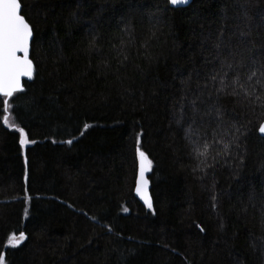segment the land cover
Returning a JSON list of instances; mask_svg holds the SVG:
<instances>
[{
    "label": "trees",
    "instance_id": "16d2710c",
    "mask_svg": "<svg viewBox=\"0 0 264 264\" xmlns=\"http://www.w3.org/2000/svg\"><path fill=\"white\" fill-rule=\"evenodd\" d=\"M20 2L34 74L0 97L3 264H264V88L202 93L221 32L264 58V0Z\"/></svg>",
    "mask_w": 264,
    "mask_h": 264
},
{
    "label": "snow or ice",
    "instance_id": "6c2138e0",
    "mask_svg": "<svg viewBox=\"0 0 264 264\" xmlns=\"http://www.w3.org/2000/svg\"><path fill=\"white\" fill-rule=\"evenodd\" d=\"M189 2V0H168V3L172 6H182ZM21 2L20 0H0V95L5 97L4 111L8 112L9 103L8 99L16 92L23 91L21 85V78H32L33 75V62L29 58L30 45L33 40V28L29 21L25 18V15L21 14ZM240 37H250V32H240ZM224 33L217 37V42L213 44V48L216 49L213 59L219 64L218 68L205 76V84L203 85V91L216 93L219 95H231L233 97L247 98L255 91L254 86L260 84L264 88V58L256 59V53L252 48L246 47L247 43L251 41L238 40V45H245L243 51L239 49L233 50L231 45L233 41L229 38L228 43H225L223 39ZM212 55V53H210ZM211 63V61H206ZM199 75V74H198ZM203 103V101H201ZM196 101H192L193 111ZM219 114V109H216ZM8 117L5 116V123H7ZM89 125H85V128ZM20 132L19 143L21 147L26 144L25 133L23 128L17 129ZM259 132L264 134V124L259 126ZM231 131V129H229ZM239 132V129H236ZM223 139V137H221ZM239 139L233 133V143ZM68 144L72 143V140L67 141ZM239 147V145H236ZM213 143L207 139L203 142V151H199L200 156L207 155L210 149H212ZM229 145L224 144V150L228 149ZM137 153L140 159V174L137 180V193L144 199L145 204L152 208L150 198L146 194V188L148 180L145 178V172L151 170L152 161L144 154V152L137 149ZM217 152V155H220ZM215 159V157H213ZM215 200V196L212 197ZM213 204V208H215ZM203 231V228L200 229ZM24 239V233L19 234V240L15 236L9 238V243L16 247L19 241ZM16 241V243H13ZM4 256L0 254V264H3Z\"/></svg>",
    "mask_w": 264,
    "mask_h": 264
},
{
    "label": "water",
    "instance_id": "95a60500",
    "mask_svg": "<svg viewBox=\"0 0 264 264\" xmlns=\"http://www.w3.org/2000/svg\"><path fill=\"white\" fill-rule=\"evenodd\" d=\"M192 3V0H189V2L185 5H182V6H179V7H176V6H172L169 4V6L173 9H183V8H186L188 6H190V4ZM31 47V45H30ZM29 58H30V52H29ZM33 74H34V66H33ZM33 77V75H32ZM32 79V78H31ZM31 79H28L27 77H22L21 78V85H22V88H23V83L24 82H27V81H30ZM18 93V92H16ZM14 93V94H16ZM13 94V95H14ZM0 97H3L2 95H0ZM11 98V97H10ZM9 99V98H7ZM261 124H264V121L261 123ZM258 134L261 138H264V134H261L258 130ZM138 154V153H137ZM149 173L150 171H147L145 172V178L148 180V176H149ZM139 174H140V159H139V156H138V159H137V170H136V179H135V185H134V197L135 199L139 202V204L141 206H143L144 208H149L146 204H145V201L144 199L141 198V196L137 193L136 191V188H137V180L139 179ZM146 194L147 196L150 198V201H151V204H152V199H151V194H150V186H149V182H148V185H147V188H146Z\"/></svg>",
    "mask_w": 264,
    "mask_h": 264
},
{
    "label": "rangeland",
    "instance_id": "374dc122",
    "mask_svg": "<svg viewBox=\"0 0 264 264\" xmlns=\"http://www.w3.org/2000/svg\"><path fill=\"white\" fill-rule=\"evenodd\" d=\"M28 143L26 142L25 146L27 145ZM17 240H19V238H16ZM20 242V241H19ZM13 243H16V241H13Z\"/></svg>",
    "mask_w": 264,
    "mask_h": 264
}]
</instances>
